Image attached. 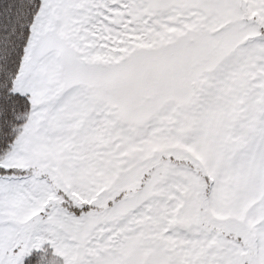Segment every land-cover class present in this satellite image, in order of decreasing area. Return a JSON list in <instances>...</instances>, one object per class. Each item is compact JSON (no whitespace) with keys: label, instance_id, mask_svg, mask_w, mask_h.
I'll use <instances>...</instances> for the list:
<instances>
[{"label":"snow or ice","instance_id":"6c2138e0","mask_svg":"<svg viewBox=\"0 0 264 264\" xmlns=\"http://www.w3.org/2000/svg\"><path fill=\"white\" fill-rule=\"evenodd\" d=\"M0 264H264V0H0Z\"/></svg>","mask_w":264,"mask_h":264}]
</instances>
